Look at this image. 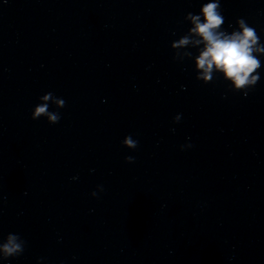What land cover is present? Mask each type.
Masks as SVG:
<instances>
[{
	"label": "clouds",
	"instance_id": "1",
	"mask_svg": "<svg viewBox=\"0 0 264 264\" xmlns=\"http://www.w3.org/2000/svg\"><path fill=\"white\" fill-rule=\"evenodd\" d=\"M186 19L191 20L194 25L190 29L191 33L202 39H197L196 44L204 43V48L196 59V67L203 71L197 79L210 80L213 67L222 71L225 77L232 82L235 89H243V94L248 95L247 86L255 85L260 77L257 69L261 67V61L254 51L264 52V44H261L259 37L254 28L249 26L243 18L236 21L239 30H234L230 34L221 29L224 24V16L222 15L220 0L204 4L198 15L189 12ZM190 43L189 36H183L173 47L180 48ZM188 55H191L190 53ZM256 72L253 76L252 73ZM51 92L43 95L41 99L48 101L52 98ZM58 107H64L63 99L56 101ZM48 104H41L35 107L31 115L33 120L38 119L42 115H47L49 120L56 124L60 120L58 112L50 113ZM181 120L180 114L173 118L174 123ZM123 146L129 149H135L138 146V141L134 140L131 135H128L122 141ZM191 147V145H188ZM129 163L133 162L131 156L125 157ZM100 191H103L102 186H98ZM93 196L97 193L93 192ZM26 242L18 234L9 233L3 242H0V256L2 259L20 256L25 248Z\"/></svg>",
	"mask_w": 264,
	"mask_h": 264
}]
</instances>
